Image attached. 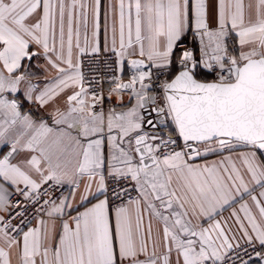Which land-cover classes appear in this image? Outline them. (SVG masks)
Returning <instances> with one entry per match:
<instances>
[{"label":"snow or ice","instance_id":"6c2138e0","mask_svg":"<svg viewBox=\"0 0 264 264\" xmlns=\"http://www.w3.org/2000/svg\"><path fill=\"white\" fill-rule=\"evenodd\" d=\"M0 264H264V0H0Z\"/></svg>","mask_w":264,"mask_h":264},{"label":"crops","instance_id":"0c3cea01","mask_svg":"<svg viewBox=\"0 0 264 264\" xmlns=\"http://www.w3.org/2000/svg\"><path fill=\"white\" fill-rule=\"evenodd\" d=\"M105 3H107V0H105ZM49 77H52V76H55V72H51L48 74ZM125 80H127V76H125L124 78ZM125 99H127V97L125 96ZM226 155V154H225ZM221 159V156L220 155H210L208 158H207V162H212V161H217V160H220ZM199 163H204L205 161H198ZM238 207V205H237ZM231 211V209H229V212ZM225 215H228V212H225Z\"/></svg>","mask_w":264,"mask_h":264},{"label":"built area","instance_id":"2783aa9c","mask_svg":"<svg viewBox=\"0 0 264 264\" xmlns=\"http://www.w3.org/2000/svg\"><path fill=\"white\" fill-rule=\"evenodd\" d=\"M104 87H105V88H107V87H108V85H107V84H105V85H104Z\"/></svg>","mask_w":264,"mask_h":264}]
</instances>
